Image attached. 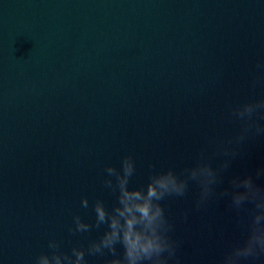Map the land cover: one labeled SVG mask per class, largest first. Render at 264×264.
<instances>
[{
    "label": "water",
    "instance_id": "1",
    "mask_svg": "<svg viewBox=\"0 0 264 264\" xmlns=\"http://www.w3.org/2000/svg\"><path fill=\"white\" fill-rule=\"evenodd\" d=\"M261 99L264 0H0V264H34L51 240L104 264L110 255L86 249L106 225L68 231L75 215L95 222L96 199L115 205L104 169L132 156L129 187H140L202 152L213 169L229 161L216 195L197 209L189 180L161 204L180 264H221L247 238L254 205L237 211L219 193L236 177L264 188V134L236 144L232 109ZM252 119L264 126V110Z\"/></svg>",
    "mask_w": 264,
    "mask_h": 264
},
{
    "label": "clouds",
    "instance_id": "2",
    "mask_svg": "<svg viewBox=\"0 0 264 264\" xmlns=\"http://www.w3.org/2000/svg\"><path fill=\"white\" fill-rule=\"evenodd\" d=\"M258 110H264V99L247 102L232 109V114L243 121L240 134L235 138L236 144H242L250 131L264 134V126L252 118ZM228 143H233L229 141ZM226 156L235 157L237 151L223 149ZM229 167L225 160L213 169L204 159L203 152L194 167L185 168L180 174L169 168L167 171H151L146 185L129 187L130 179L135 173V161L132 156H125L120 167L107 166L103 180L105 188L116 195V203L110 209L105 202L96 199L93 204L95 222L87 223L79 215L73 217L74 226L71 234L89 233L93 228L106 229L99 239L91 240L87 246L89 256L110 255L104 264H180L177 255L179 242L173 240L170 233L174 226L165 214L161 201L167 197H183L188 190L189 180L195 181L200 188L196 201L197 209L205 206L216 195L215 186L221 182V173ZM261 171L256 175L260 176ZM232 191H222L220 196L231 197V207L239 211L245 202H251L254 209L248 224V235L243 243L233 246L227 252L221 264H241L242 260H260L264 257V188L254 184L251 176L233 178ZM243 188L244 191H237ZM89 201L82 198L81 206L87 208ZM185 219L187 215L185 214ZM117 245L122 249L118 252ZM51 255L41 253L34 264H88L83 247L71 248V254L61 252L56 240L49 241Z\"/></svg>",
    "mask_w": 264,
    "mask_h": 264
}]
</instances>
